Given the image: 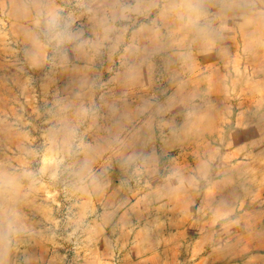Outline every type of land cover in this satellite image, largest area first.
Here are the masks:
<instances>
[{
    "label": "rangeland",
    "instance_id": "1",
    "mask_svg": "<svg viewBox=\"0 0 264 264\" xmlns=\"http://www.w3.org/2000/svg\"><path fill=\"white\" fill-rule=\"evenodd\" d=\"M0 172V264H264V0H0Z\"/></svg>",
    "mask_w": 264,
    "mask_h": 264
},
{
    "label": "clouds",
    "instance_id": "2",
    "mask_svg": "<svg viewBox=\"0 0 264 264\" xmlns=\"http://www.w3.org/2000/svg\"><path fill=\"white\" fill-rule=\"evenodd\" d=\"M191 10L199 13L192 19V23L195 25L200 15H203V13H200L195 7ZM37 15L43 20L45 35L47 37V43L42 45V47L51 48L56 55L66 59L67 53L65 46L73 44L78 40V36L71 31V25L62 21L59 12H38ZM39 22L40 20L38 19V23ZM199 32L201 35L210 37V32L207 28L199 29ZM84 111L85 114H87V110L85 109ZM62 132L65 134L68 147L71 148V143L76 136V131L74 129H63L55 126L51 129L53 136H57ZM16 185V178L12 174L0 172V199H11ZM0 227L3 229V231L0 232V242H2L3 246L6 248L10 241V237L18 231L17 220L11 209H9L7 214H4L2 210H0Z\"/></svg>",
    "mask_w": 264,
    "mask_h": 264
},
{
    "label": "crops",
    "instance_id": "3",
    "mask_svg": "<svg viewBox=\"0 0 264 264\" xmlns=\"http://www.w3.org/2000/svg\"><path fill=\"white\" fill-rule=\"evenodd\" d=\"M207 110H209L208 108H206ZM198 121H200V120H198Z\"/></svg>",
    "mask_w": 264,
    "mask_h": 264
}]
</instances>
